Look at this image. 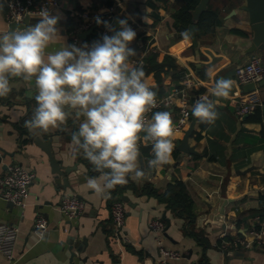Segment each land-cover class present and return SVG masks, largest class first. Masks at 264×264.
I'll return each instance as SVG.
<instances>
[{"label": "crops", "instance_id": "0c3cea01", "mask_svg": "<svg viewBox=\"0 0 264 264\" xmlns=\"http://www.w3.org/2000/svg\"><path fill=\"white\" fill-rule=\"evenodd\" d=\"M165 1L113 0L111 6L118 4V18H129V25L137 32L138 51L134 57L141 55L142 47L149 46L150 52L170 56L179 68L192 71L202 82L193 92L194 106L197 96L218 99L211 96L209 89L219 79L235 82L231 97L239 90L234 75L236 67L246 64L256 54H245L252 37L247 14L236 11L234 16L227 18L243 0H237L239 5L233 9L229 5L222 9L229 13L215 28L213 40L198 41L197 48L189 39L173 36L175 33L169 29L167 21L179 2ZM104 3V0H60L58 11L62 19L58 27L62 37L49 51L59 49L64 43L71 44L66 30L70 16L102 11L108 8ZM7 28L3 8L0 10V34ZM147 80L155 85L152 76ZM10 83L12 92L0 98V178L12 164L34 175L24 210L9 208V203L0 197V225L8 224L18 231L14 251L17 264H158L163 262L161 249L180 254L179 260L169 261L171 264H264V248L243 249L232 244L237 238L249 237L252 228L258 225L256 218L264 223V217L251 215L264 211V86L258 88L261 106L247 116L238 118L230 98H219L216 106L219 116L214 125L201 127L197 119L188 139V146L195 153L183 154L177 148L190 121L174 140L176 148L170 164L148 170L146 178H128L125 185L130 188L120 196L126 210L124 239L117 243L111 238V193L98 196L86 187L85 177H93L92 171H95L82 154L73 157L71 151L72 127L78 130L83 118L74 122L70 116L63 129L34 134L24 123L36 107L35 82L13 78ZM179 84L180 81L176 83L167 76L163 80L165 95ZM240 90L244 92L243 88ZM168 111L175 123L176 109ZM35 139L51 141L56 159L72 171L68 175L74 182L72 188L65 189L55 182L49 159L34 143ZM142 147L145 146L142 144ZM141 154L146 166L147 160L152 158L151 153L144 155L141 151ZM177 181L183 183L193 202L195 221L192 227L173 216L155 196L142 193L145 185L163 193ZM71 195L85 203L84 213L75 220H68L59 210L61 199ZM223 201L227 204L222 215ZM38 218L47 223L42 235L35 232ZM165 219L170 223L168 227ZM154 220L163 222L162 234L150 229ZM191 233H202L207 246L200 245ZM77 245L83 248L81 253H77ZM0 264H7L1 254Z\"/></svg>", "mask_w": 264, "mask_h": 264}, {"label": "clouds", "instance_id": "9594fccd", "mask_svg": "<svg viewBox=\"0 0 264 264\" xmlns=\"http://www.w3.org/2000/svg\"><path fill=\"white\" fill-rule=\"evenodd\" d=\"M35 15L34 25L0 34V98L12 92L13 78L35 82L36 107L24 126L34 134L47 133L63 129L70 116L74 122L83 118L71 134V151L73 157L82 154L99 173L85 177L86 187L98 196L127 184L129 177L140 180L148 170L170 164L178 130L169 111L153 112L159 107L154 85L142 66L131 63L137 53L130 45L137 32L129 18L117 19L114 27L97 16L96 23L111 35L90 45L64 43L49 51L62 37L58 27L62 14L43 7ZM234 83L231 79L215 81L209 92L218 99L203 96L192 115L200 123L214 125L219 98L229 99ZM142 144L151 146L152 158L145 167H141Z\"/></svg>", "mask_w": 264, "mask_h": 264}, {"label": "built area", "instance_id": "2783aa9c", "mask_svg": "<svg viewBox=\"0 0 264 264\" xmlns=\"http://www.w3.org/2000/svg\"><path fill=\"white\" fill-rule=\"evenodd\" d=\"M3 8L6 11L7 25L16 23L20 24L25 17H37L35 15L41 8L46 7L52 13L60 9V0H0ZM118 4L108 7L102 11L94 10L91 13H76L78 20L74 29L70 32V43L81 46L84 43L89 45L100 39L103 35H111L112 33L106 29L103 24L98 25L95 21L97 16L101 20L108 21L113 26L115 25L118 16ZM93 29L92 34L85 39H81L79 35ZM150 52L149 46L142 47V53L139 56L133 57L131 63L134 66H145V58ZM235 80L239 86L237 90L230 97V102L234 107L235 114L238 118L247 116L253 113L261 106V100L258 95V89L252 92L244 93L241 88L247 84L257 85L264 80V65L262 58L258 55H253L249 62L244 65L236 67L234 71ZM202 85L200 79L192 71H185L180 84L175 86L170 92L163 97L157 99L159 107L153 109L155 111H168L176 109L177 119L174 123L178 133H182L189 125L192 119V103L193 92ZM194 99V97H193ZM200 97L197 96V100ZM151 113L149 114V117ZM150 146V145H149ZM151 147V146H150ZM34 175L30 171L24 169L17 164L8 165L5 175L0 178V197L14 205L19 209H25L28 204L29 189L33 182ZM59 210L68 220H75L79 218L85 210V203L78 197L64 196L59 205ZM112 217V240L119 243L124 239V229L126 220V210L122 200L113 202L111 209ZM259 228L255 227L248 236L237 238L233 243L234 247H241L243 249H251L257 247L264 248V223L259 222V218L255 219ZM46 221L43 218H38L35 225V232L42 235L46 229ZM150 229L156 234H162L164 231V224L160 220H154L150 223ZM18 231L15 227L8 224L0 225V254L6 259L7 264H17L14 254L15 245L17 241ZM163 262L176 261L180 259V254L172 253L166 250H160Z\"/></svg>", "mask_w": 264, "mask_h": 264}, {"label": "trees", "instance_id": "16d2710c", "mask_svg": "<svg viewBox=\"0 0 264 264\" xmlns=\"http://www.w3.org/2000/svg\"><path fill=\"white\" fill-rule=\"evenodd\" d=\"M104 6L111 7L113 4V0H104ZM163 3H166L165 0H160ZM179 6L176 9L175 13L171 15L170 19L167 21L169 29L173 33H184L187 31L188 27L193 23L192 21V15L191 12L196 8V6L199 4L200 0H178ZM229 5L230 9H233L239 5L237 0H210L207 6L206 11L202 13V15L199 18V21L197 23V39L200 42L205 41V39H209V41L213 40L215 28L219 25H221L223 18L229 13V12H222V9H225ZM80 12L83 11V9H79ZM122 19V18H116ZM79 20V17L76 15L70 16L67 25L66 30L67 34L69 35L70 32L74 29L77 22ZM116 26V22L114 27ZM234 33L239 35H244V33L240 31H234ZM137 38L132 42L130 47L134 48L137 53V47L135 45V42L137 41ZM256 55L260 56L263 61L264 65V56L257 52ZM133 58V57H131ZM130 58V59H131ZM146 78L149 76H152L155 82L153 90L157 93V99L163 97L165 95L164 87H163V80L167 76H171L174 82L178 83L183 74L185 73L184 69H181L177 66L174 59H172L170 56H161L158 53L155 52H149L145 58V66L143 67ZM69 124V122H68ZM201 127H204V123H200ZM72 127V126H69ZM68 127V128H69ZM73 132L77 131V129L74 127ZM141 151L144 155H149L151 153V147H142ZM93 170V166H90ZM97 175V172L92 171V176ZM129 185H117L113 190H110V197L112 204L113 202L117 200H121L120 196L122 193L129 189ZM142 193L155 196L158 201L163 204L167 210H169L173 216L176 218L182 219L184 221V224L192 227L195 221V215L192 211L193 202L192 199L186 189V187L181 182H175L173 185H169L165 192L158 193L155 189H153L149 185H145ZM252 216L259 215L261 219L264 217V211H260L257 213H251ZM256 229L259 228L258 225L254 226ZM191 235L196 239V241L202 245L207 246V242L204 238V235L202 233L199 234H192ZM230 242H232V239H228ZM233 244V242H232Z\"/></svg>", "mask_w": 264, "mask_h": 264}, {"label": "water", "instance_id": "95a60500", "mask_svg": "<svg viewBox=\"0 0 264 264\" xmlns=\"http://www.w3.org/2000/svg\"><path fill=\"white\" fill-rule=\"evenodd\" d=\"M210 0H200L199 4L196 6V8L191 12L192 15V21L193 23L188 27L187 31L184 33H175L173 36L178 38H184V36H187L190 40L192 46L194 48H197L199 45L198 39H197V23L199 21L200 16L204 11H206L208 3ZM236 11H243L247 14L248 22L251 26V43L250 46L246 49L245 54H254V53H261L264 56V0H243L242 4L237 7L236 10L231 11V13L227 16V18H230L236 14ZM38 17H25L22 23L20 24H10L7 28V30L21 27V26H27L29 24H35L37 23ZM93 29L88 30L87 32L81 33L79 37L81 39H85L88 35L92 34ZM184 34V35H182ZM264 86V80L261 81L259 84H247L243 86L244 93H249L254 91L255 89H258L260 87ZM197 118H195L192 115L191 123L189 125L188 130L185 132L184 137L181 141L177 143V148L180 152L183 154H193L194 149L190 148L188 146V139L192 135L194 124L196 122ZM34 143L42 149V151L47 155L50 166L52 169V173L55 176V182L57 184H62V187L72 188L73 187V181L69 180L68 175L71 174V169L64 168L63 165L56 159L53 149H52V143L50 140L47 141H41L39 139H35ZM141 167H145V162L141 158ZM74 171V170H73ZM249 171V170H247ZM246 171V172H247ZM242 174H245L243 172ZM72 196V195H71ZM125 203L127 202V199H123ZM227 204V201H223V206L221 209V214H224V206ZM9 208H14V205L9 203ZM167 227L169 226V221L165 219ZM85 243L83 242V245ZM72 246V243L69 244ZM77 253H81L82 249L80 245L75 246ZM73 257V256H72ZM154 264H156L154 262ZM158 264H171L169 262H161Z\"/></svg>", "mask_w": 264, "mask_h": 264}]
</instances>
